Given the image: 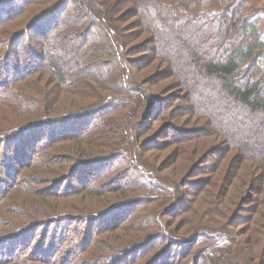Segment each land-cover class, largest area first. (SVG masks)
I'll return each instance as SVG.
<instances>
[{"label": "trees", "instance_id": "obj_1", "mask_svg": "<svg viewBox=\"0 0 264 264\" xmlns=\"http://www.w3.org/2000/svg\"><path fill=\"white\" fill-rule=\"evenodd\" d=\"M119 4L131 6L133 15L130 18L135 20L132 23L135 22L136 28L141 31L144 29L149 35L145 40L135 43L134 47H124L125 43L119 37L120 32H125L124 27L117 25L118 21L110 11L112 6L107 2L0 0V36L14 24L16 26L22 22L17 29L9 31L6 38L0 37V91L3 89L8 97L12 95L13 99L9 102L11 104L26 101L30 108L19 109V112L34 113L38 119L10 130H0V167L3 168L6 161L8 171L13 172L8 158L14 153L9 147L11 146V150L15 147L16 156L20 158L24 152L33 150H23L20 145L27 147L34 138L32 136H43L44 128H50L51 133L65 126L79 129V123L92 118L82 133L60 137L61 140L77 141V145H90L93 135L101 138L102 131L114 124L111 122L112 117L124 107L113 103L115 98H119V93H123L124 101L130 94H135L134 100L140 106L138 110L148 109L154 104V91L136 88V85L128 86L133 73L126 61V55L130 56L132 49L146 48L137 53L152 58L149 65L152 85L169 81L170 84L166 87L175 92L173 98L180 104L177 106L179 110L184 109L179 118L185 117L189 122L184 121L191 124L187 127L184 126L186 123H181L179 130L183 133V138L190 140L202 135L213 136L219 140V146L214 148L220 154L217 156L224 158V155L229 154V163L236 161L239 166L244 165L242 169H245V163L255 166V170L251 171L252 179L242 185L244 190L240 189L247 198L239 197L235 210L230 212V226L239 222V215L245 206H252L246 211L249 214L246 221L249 223L245 227L252 226L251 231L256 232L259 238L255 237L249 243L238 241L228 231L203 232L206 229L198 227L188 229L195 233L192 238H177L179 232L184 230L183 226L176 230L168 229L161 218L171 216L176 220L182 215L179 222H184L183 225L186 226L183 214L190 210L192 212V206L190 208L183 204L181 189L168 187L165 191L169 194L165 196L169 198V202L163 212L142 217L143 226H147L140 228L142 232L139 239L128 248L113 250L115 256L104 258V264H125L131 258L134 260L130 261L131 264L138 263L141 258L140 264H181L194 251V256L186 261L188 264H264V187L261 184L262 181L264 185V0H120ZM33 9L37 11L31 14ZM54 19L59 20L58 24L54 23L55 26L53 24L44 29L45 23ZM11 20L17 21L13 23ZM66 49L70 50L68 57L62 54ZM59 55L65 60L74 61L68 66ZM146 59L148 58L141 56L135 60L140 62L139 68L146 67ZM77 63L80 67L71 71L72 67L76 68ZM133 76L137 81V77ZM89 80L101 82L95 83L98 86H92L93 83ZM131 80L135 82L132 77ZM23 84L28 85L31 91H37L36 96L17 89ZM144 84L140 82L141 86ZM7 85L8 90L4 91ZM77 85L89 90V95L92 92H102L103 89L106 94L90 95L85 100L89 98L92 101L78 108L79 102L74 97L82 93H77ZM3 92L0 93V100L8 98ZM109 93L111 94L108 95ZM38 96L42 99L38 100ZM68 97L74 98V103H70ZM168 99L165 103L157 102L156 106L161 108L167 105L168 108ZM64 104L69 106H63ZM74 107L78 108L75 109L76 112L69 113ZM14 112L17 113L16 109ZM136 113L137 110H134V116ZM145 114H148V110ZM94 118L97 119L95 122ZM125 131L122 142L136 145L139 142L136 138L138 135ZM73 150L74 156L66 157L70 164L57 176L53 190H59L62 187L61 181H67L72 175L74 177L82 172L88 175L91 171L87 170L123 159L119 148L118 152L113 153L102 152V148L94 151ZM98 154L103 157H93ZM211 158L207 156L206 162H211ZM114 170L116 168L113 167ZM136 171V177L143 180L145 172L139 168ZM10 173L5 172L4 177H0V213H19L18 203L13 205L10 201L14 192H18L24 202L35 204L36 211L33 212L37 216L31 218V214L20 212L25 218H15L19 223L18 227L0 217V264L55 263L51 254L57 252V246H61L60 241L69 233L68 230L72 232L69 237H73L68 240L70 243L67 248L78 249L83 244L84 248L79 252L93 253V226L103 225L114 220L117 215H122L115 230L123 229L133 218L128 212L137 207L142 209L141 206L149 211V200L155 198L148 196L156 193L151 187L154 185L147 183V180L136 182L142 188L138 190L134 187L129 189L126 186L130 184L124 181V191L131 192L127 195L130 197L114 200L103 211L94 213L91 219L82 217L80 220L78 216L62 212L51 217L46 215L47 208L50 207L46 196L54 198L49 193L52 189L46 195L41 192L43 195L33 201L24 192L16 190ZM53 183L54 180L51 185ZM259 185L260 190H256ZM77 186L85 187L88 193L95 190L94 186L88 188V184ZM231 186H234L233 182ZM157 192L163 195L161 190ZM6 199L7 207L4 206ZM253 202L256 204L250 205ZM126 213L128 216L124 217ZM132 222L138 223L135 227L137 231L138 220L134 219ZM114 224L116 223H111ZM61 226L63 229H60ZM81 228L85 231L77 235L76 232ZM38 230H41L39 238L30 247ZM58 231H61L60 237L57 236ZM80 236L85 237L83 242ZM175 247L182 248L183 251L178 260L168 261L167 258L169 259ZM30 248L32 249L29 250ZM90 258H93V254ZM60 264H66V260H62Z\"/></svg>", "mask_w": 264, "mask_h": 264}, {"label": "rangeland", "instance_id": "obj_2", "mask_svg": "<svg viewBox=\"0 0 264 264\" xmlns=\"http://www.w3.org/2000/svg\"><path fill=\"white\" fill-rule=\"evenodd\" d=\"M101 1L103 3L107 2L109 6H112L110 11L118 21L117 25L119 27H124L123 31L125 30V32H120L119 35L121 41L125 43L124 47H134L136 45L135 43H139L149 37V35L144 32V29L141 31L136 28L137 24L135 22L132 23L134 19L130 18L133 15V10L130 5H120V0H117L116 2H108L107 0ZM194 10L195 8H193L192 11ZM35 11H37V9H33L30 12L33 14ZM15 15H13V17ZM2 16L5 15L3 14ZM13 21L15 20H11V22ZM58 21V19L48 21V23H45L44 29L51 27L54 23L58 24ZM21 24L22 22L18 23L16 26H14V24L12 28L7 30L6 33H3L0 37L6 38L9 31L17 29L21 26ZM55 24L53 26H55ZM125 34L129 36H126ZM134 49L131 50L129 54L130 56L126 55L128 67L133 73L132 76L130 75L128 86L136 85V88L141 87V89L154 91V104H151L148 109L145 108V110L141 109V111H139L138 108L140 106L134 100L135 94H130L124 101L122 100V98L125 99V97L122 96L123 93L117 92V94L119 93V98H115L116 101L113 103H115V105H124V107L120 112L112 117L111 122L114 124L102 131L101 138L93 135L90 145H87L86 143L77 145V141L60 139L62 135L67 136L82 133L84 131L83 129L88 127L87 124L92 118L84 119L81 123H79L77 126L79 129H76L74 126L69 128L68 126H65L57 129L54 133H51L50 128H44L42 130L43 136L38 137L37 134L32 136L34 138L32 139V142L30 141L32 143L31 147V143H28L27 147L24 146V144L20 145L21 148L23 147V150L28 148L33 149L27 153L23 151L24 154H22L20 158L16 156V148L14 147L11 150V146L9 147V150L14 153V155H9L8 158V161L10 159L9 164L11 163L13 172L10 173L8 171L9 167L8 162L6 161L3 164V168L0 167V177H4L3 173L5 172H8V174L10 173L11 177L14 179L12 184L16 190L24 192L33 201L39 199V196H42L43 194L46 195L47 191L52 189L49 193H52L54 198L46 196L47 202L50 204V207L47 208L48 211L46 212V215L49 214L51 217H53L56 213L62 212L78 216V219L80 220L83 219L82 217H88L91 219V216H93L94 213L103 211V209H105L106 206L114 200L119 201L125 199L126 197H130L127 195L131 194V192L124 191L126 183L130 184L126 187L129 189L134 187L136 190H138V188L142 189L136 182L147 180V183H152L154 185L151 187L156 190V193L148 196V198H155L153 200H149L151 202L149 203L150 206H148L147 209L150 210L146 211V209L141 206L142 209L137 207L136 209H132L128 212L133 217L132 220L137 219L139 222V228L137 231L135 227L138 223L132 222V220L123 229L115 230V227H117L121 217H123L122 215H117L114 220H110L105 224L103 223V225L97 224L92 227V243L94 245V248L92 249L93 253L82 254L79 250L84 248L83 244L79 246L78 249L67 248V245L70 243L68 240H72L73 237V235L72 237H69L72 232L68 230V236L66 235V237L60 241L61 246H57V252L55 254H51V259L55 262L51 264H60L62 260H66V264H104V258L115 256L113 250L118 249V251H120V249L132 246L133 244L131 243L136 242L139 239L138 237L142 232L140 228H145L147 226H143L144 221L141 220L142 217L147 214L156 215L157 212L162 213L166 208L169 198H166L165 195L169 194V192H166L165 190L168 187H172V189L174 187L181 189L184 195V198H182L183 204L189 206L190 208L192 206V212L190 210L189 212H184L183 214L186 217V226L183 225L184 222H179L181 221L180 219L182 215L176 220L171 216L161 218L163 223L167 224L168 229L176 230L181 227V225L183 226L184 230L179 232L180 235L176 236L177 238H192L195 233L189 232L188 229L196 227L199 229H206L202 230L203 232L228 231L229 235L232 234V236H234V238L238 241H249V243L250 240H253L255 237L257 239L259 238L256 235V232L251 231L252 226L245 227V225L249 223L246 221V218L249 217V214H246V211H248L249 207L252 206H245V208H243V212L239 215V222H237L234 226H230L232 225L230 223V212L231 210H235V205L239 197L247 198L244 192H241L240 189L244 190V188H241L242 185L252 179L251 171L253 169L255 170V166L251 163H245L246 167L245 169H242L244 165L239 166L236 161H234L233 164L229 163V159H231L229 154H227V156L224 155V158L222 156H217L220 154L214 148L217 147V145L219 146V140L213 136L202 135L190 140L183 138V133H181L179 129L182 126V122L186 123L184 120L187 122H189V120L185 117H183V119L179 118L180 113L183 115L184 109L182 108L181 111L179 110L177 107L179 103H177L175 98H173L175 92L169 91V88L166 87V85L170 84V82L164 81L156 86H153L151 83L152 76L150 75L152 71L149 67L152 58H149L144 54L137 53L138 51H142L146 48ZM68 53H70V50L66 49L62 54H65V56L68 57ZM141 56L148 58L146 59L147 65L145 68H139L138 65L140 62L135 61ZM59 57L60 59L63 58L61 55H59ZM15 58L16 56H14V59ZM62 61H66V64L70 66L74 60H65L63 58ZM158 65L160 66L161 63L158 62ZM162 66L164 65L162 64ZM75 67L76 68L72 67L70 70H77L80 67L79 63H77ZM92 73L95 74V72ZM133 75H135V78L137 77V81H135ZM131 77L136 83L131 80ZM34 79L36 80L37 76L34 77ZM130 81L133 82V84ZM90 82L93 83L92 86H98V84L95 83L101 81L91 80ZM140 82L145 84L141 86ZM8 86L9 85L4 87V91L8 90ZM77 88V93H82L74 97L79 102V104H77L78 108L83 107L92 101L89 100V98L85 100L86 97L97 93L106 94L104 89L102 92H92L89 95V90L83 89L80 85H77ZM17 89L30 94L33 93L35 96L37 93V91H31L26 84L20 85ZM1 92H3V89L0 93ZM3 93L6 97H8L6 92ZM110 94L111 93L108 95ZM168 97H171V99H168ZM74 98L68 97L67 99L70 103H74ZM12 99V95H10L8 98L0 100V130H10L27 121L32 122L38 120L34 113L25 114L23 112H19V109L25 107L30 108L26 101L22 100L18 103L11 104L9 102ZM15 99L17 101L19 100L17 96ZM37 99L39 100L42 98L38 96ZM167 99L169 104L168 108H166L167 105L161 108L156 106L157 102L162 101L165 103ZM55 106L56 105L54 104V107ZM63 106L69 105L64 104ZM76 107H74L73 111L69 113L76 112L78 109H76ZM14 109H16L18 114L14 112ZM134 110H137L136 116H134ZM146 110H148L147 115L145 114ZM94 120L96 121L97 119L94 118L93 122H95ZM198 125L202 126L201 124H197V126ZM184 126L190 127L191 124L186 123ZM125 130L133 132V135H138L136 138L137 140L139 139V142L136 145H132L131 142H122L124 132H126ZM100 148L103 149L102 152L110 151V153H113L114 151L118 152L117 149L119 148L123 159L112 162L115 164L107 162L106 164H102V166L87 170L88 172L91 171L88 175H86V172H82V174L79 173L74 177L72 175V177L68 178L67 181H61L62 187L58 188L59 190H53V187H56L55 183L57 182V176L70 164V161L66 157L68 155L74 156L73 149H87L89 151H94L95 149ZM34 151L35 153L33 154ZM100 156L103 157L102 154H98L93 157ZM207 156L212 157V160L210 159L211 162L209 163L206 162ZM213 156L216 157L214 158ZM60 158L65 159V161ZM39 159L40 161H38ZM113 167L116 168V170L113 171ZM136 168L142 169L145 172L146 175H143V180L136 177ZM112 172L114 174H111ZM29 178H32L33 180H28ZM53 180L54 183L51 185V181ZM231 182H233L234 186L230 187ZM78 184H82L84 186L85 184H88V188L94 186L95 190L88 193L85 187H78ZM261 184L262 187H264L262 181ZM98 185L101 186L97 187ZM160 190L163 192V195L157 192ZM256 190H260V185L256 187ZM254 199H256V196ZM10 201L13 205L18 203L17 208L19 213L7 214L2 211V213H0V217L16 224L17 227L19 226V223L15 221V218H25L24 215L20 214V212L24 214H31V218L32 216H37V214L33 212V210L36 211L35 204L24 202L20 193L18 194V192H14ZM7 202L8 199H6L4 206L8 204ZM42 204L45 205V203ZM52 204L56 205V207ZM254 204H256V202H253L250 205ZM128 213L124 214V217H127ZM259 219L261 220L260 217ZM113 222L116 224L111 225ZM13 228H11V230ZM60 229H63V226H61ZM83 231H85V229L81 228V230L76 232V234L80 235ZM40 232L41 230L36 232L35 240L30 244V247L34 246L39 238ZM60 233L61 231H58V237H60ZM175 233L178 234L176 231ZM82 236L80 237L83 242L85 237ZM18 246L21 247L20 245ZM31 249L32 248L29 250ZM182 251V248L179 249V247H175L172 250V254L170 255L171 257L169 256V259L167 258V260H178ZM194 253L188 255L182 260V262L179 260L178 263L181 262V264H188L186 261H189L190 257L194 256ZM91 254H93V258H90ZM130 261L134 260H132V258L128 259L125 264H131ZM141 262L142 258L138 260V263L135 262L133 264H140Z\"/></svg>", "mask_w": 264, "mask_h": 264}]
</instances>
